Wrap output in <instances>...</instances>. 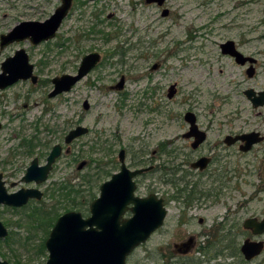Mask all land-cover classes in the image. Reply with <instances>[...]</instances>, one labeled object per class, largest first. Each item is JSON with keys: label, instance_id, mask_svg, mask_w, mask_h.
I'll return each instance as SVG.
<instances>
[{"label": "rangeland", "instance_id": "374dc122", "mask_svg": "<svg viewBox=\"0 0 264 264\" xmlns=\"http://www.w3.org/2000/svg\"><path fill=\"white\" fill-rule=\"evenodd\" d=\"M60 4L61 0H0V36L20 21L45 20ZM164 9L169 10L165 16ZM227 40L258 60L254 77L248 76V65L222 53L220 44ZM21 47L35 64L39 82L20 80L0 89V172L9 191L36 186L20 180L32 159L38 156L44 163L54 144L64 147L49 179L37 186L44 192V204L33 200L29 207L54 203L53 190L64 180L82 190L93 186L98 195L100 185L120 169L118 154L125 148L130 167L155 166L136 178L137 193H157L168 208L164 225L129 255L128 264H164L174 244L192 234L198 246L206 245L210 224L229 211L241 221L264 216V141L247 153L223 141L229 133L264 134V106L254 108L244 93L248 88L264 89V0H166L161 6L146 0H73L54 39L38 45H0V72L5 58ZM90 52L101 54L94 70L69 92L48 97L51 79L75 73ZM122 77L125 87L114 89ZM172 84L176 93L169 97ZM188 111L208 130L198 151H191L190 140L182 135L189 127L184 119ZM79 124L90 132L66 152L64 137ZM29 141L35 144L32 153H27ZM212 152L219 161L208 172L227 170V183L207 174L188 175L185 179L198 181L202 193L217 188L221 194L218 201L202 197L196 202L202 201L203 209L188 211L182 198H175L177 186L184 185L178 179L190 170L189 162ZM82 161L87 163L78 169ZM29 210L0 205V220L9 234L13 232L7 241L0 239V258L10 264H46L48 251H40L45 234L33 226ZM184 211L187 218L194 217L187 225L178 221ZM198 217L206 223L199 224ZM194 257L206 258L199 252Z\"/></svg>", "mask_w": 264, "mask_h": 264}, {"label": "water", "instance_id": "95a60500", "mask_svg": "<svg viewBox=\"0 0 264 264\" xmlns=\"http://www.w3.org/2000/svg\"><path fill=\"white\" fill-rule=\"evenodd\" d=\"M166 0H146V3H157L163 5ZM73 0H61L54 12L41 20H24L18 22L7 33L0 36L1 46L10 43L30 40L38 45L56 37L63 21L68 16L72 8ZM169 13L168 9L163 10V15ZM223 54L229 55L234 60L244 66L249 63L247 74L253 77L256 73L255 64L257 59L254 56L241 52L234 40H227L220 44ZM101 60V54L91 52L86 54L75 74L65 73L52 79L53 90L49 97L54 98L59 94L69 92L72 88L86 77L90 71L97 66ZM155 64L153 67H157ZM35 65L30 62V57L25 48L17 49L14 55L7 57L2 62V72H0V88H5L19 80L31 79L33 83L38 82V75L34 73ZM125 85V78L122 77L115 88L122 90ZM176 93V84L169 88L168 96L173 97ZM254 108L264 106V90L257 91L248 88L244 91ZM84 109L90 108V103L85 100ZM186 120L191 123L190 131L185 136H195L193 147H197L206 139V133L201 131L196 125V116L188 111ZM2 124L0 122V129ZM90 128L79 124L72 128L65 136L64 143L70 144L77 138L87 135ZM258 132L239 135L236 137L228 135L226 142L231 145L237 140L245 141L242 145L243 151H249L252 146L263 140ZM63 146L56 143L49 153L46 163L41 165L38 157H35L28 166L22 180L25 182L44 183L57 159L62 155ZM121 169L113 174L111 179L101 185V191L90 204V213L84 216L77 210L66 211L61 214L52 227L49 236L45 241L48 251L46 264H128L127 258L132 252L145 243L153 233H155L165 221L167 208L163 198L156 194L147 197L135 195L136 182L134 177L149 171L152 166L131 170L125 162V150L120 151ZM210 159L202 157L193 163L194 167L205 168ZM82 161L78 168L82 169L86 165ZM15 184L12 183L11 186ZM44 192L35 187L21 188L15 192H8L3 174L0 173V205L22 207L30 199L41 200ZM130 204L133 206L130 208ZM131 210L132 216L123 218L124 214ZM246 227L253 229L258 234L264 231V220L257 222L252 218L246 221ZM9 234L6 225L0 220V239H4ZM192 239L183 242L180 246H187L181 252H187ZM260 242L247 241L243 249L248 258L260 253ZM179 245V244H178ZM177 245V246H178ZM0 264H10L7 260L0 258Z\"/></svg>", "mask_w": 264, "mask_h": 264}, {"label": "flooded vegetation", "instance_id": "af4514ba", "mask_svg": "<svg viewBox=\"0 0 264 264\" xmlns=\"http://www.w3.org/2000/svg\"><path fill=\"white\" fill-rule=\"evenodd\" d=\"M60 6V5H59ZM58 7V6H57ZM56 7V8H57ZM55 8V9H56ZM71 10V9H70ZM54 12V11H53ZM48 18V17H47ZM28 20H34V19H28ZM24 21V20H23ZM42 21V20H41ZM44 21V20H43ZM21 22V21H20ZM64 22V21H63ZM59 31V30H58ZM58 33V32H57ZM57 35V34H56ZM55 38V37H54ZM53 38V39H54ZM52 40V39H51ZM23 41H30L29 39L28 40H23ZM49 41V40H48ZM48 41H44V42H48ZM20 42H22V41H20ZM31 42V41H30ZM15 43V42H14ZM32 43V42H31ZM43 43V42H42ZM11 44V43H10ZM33 44V43H32ZM41 44V43H40ZM0 45H1V42H0ZM9 45V44H8ZM35 45V44H34ZM7 46V45H6ZM5 47V46H4ZM4 47H2L1 46V48H4ZM22 48V47H21ZM18 49H20V48H18ZM27 51V50H26ZM16 52V51H15ZM28 52V51H27ZM91 53V52H90ZM29 54V53H28ZM14 55V54H13ZM10 56H12V55H10ZM85 56V55H84ZM83 56V57H84ZM251 56V55H250ZM9 57V56H8ZM30 57V56H29ZM82 57V58H83ZM231 57V56H230ZM7 58V57H6ZM5 58V59H6ZM81 61H82V59H81ZM101 61V60H100ZM258 61V60H257ZM30 62H31V60H30ZM32 63V62H31ZM81 63V62H80ZM100 63V62H99ZM98 63V64H99ZM257 63V62H256ZM34 64V63H33ZM97 64V65H98ZM35 65V64H34ZM80 65V64H79ZM247 65L249 66V63H247ZM245 66V65H244ZM255 67H256V64H255ZM78 68H79V66H78ZM95 68V67H94ZM78 70V69H77ZM94 70V69H93ZM2 72V71H1ZM77 72V71H76ZM75 72V73H76ZM91 72V71H90ZM34 73H35V69H34ZM75 73H71V74H75ZM36 74V73H35ZM256 74V73H255ZM37 75V74H36ZM255 76V75H254ZM253 76V77H254ZM85 78V77H84ZM53 79V78H52ZM52 79H51V82H52ZM22 80V79H21ZM27 80H29V79H27ZM31 80V79H30ZM121 80V79H120ZM20 81V80H19ZM18 82V81H17ZM31 82H32V80H31ZM38 82H39V76H38ZM38 82H36V83H34V84H37ZM16 83V82H15ZM33 83V82H32ZM14 84V83H13ZM12 84V85H13ZM52 85H53V88H54V84H53V82H52ZM117 85V84H116ZM116 85H114V86H112L114 89H117V88H115V86ZM9 86H11V85H9ZM9 86H7V87H9ZM7 87H5V88H0V89H6ZM124 87H125V85H124ZM53 88H52V90H53ZM51 90V91H52ZM264 90V89H263ZM50 91V92H51ZM259 91H262V90H259ZM49 92V93H50ZM49 93H48V97H49ZM66 93V92H65ZM63 94V93H62ZM60 95V94H59ZM51 98V97H50ZM195 116H196V114H195ZM184 119H185V121L189 124V127H188V130L186 131V132H184L182 135H183V137H185L186 139H188V140H190V148H191V151H198V150H200L201 148H202V146L204 145V143L207 141V139H208V130H204V129H202L200 126H199V124H198V119H197V116H196V125L198 126V128L201 130V131H204L205 133H206V139L202 142V143H200L197 147H193V143L195 142V140H196V138H195V136H190V137H187V136H185V134L186 133H188L189 131H190V127H191V123L190 122H188L187 120H186V116L184 115ZM2 124V123H1ZM76 127V126H75ZM2 128V127H1ZM71 130V129H70ZM69 130V131H70ZM68 131V132H69ZM251 132H258V133H260V136H262V137H264V134H262L260 131H257V130H253V131H249V132H241V133H229V134H227L225 137H224V144L226 145V146H229V147H231V146H234V145H238V148H239V150H240V152H243V153H247V152H249V151H251L252 149H253V147L256 145V144H258V143H260V142H263L264 141V138H263V140L262 141H260V142H258V143H256V144H254L253 146H252V148L249 150V151H243L242 149H241V147H242V145H245L246 143H245V141H242V140H237L235 143H233V144H231V145H229L227 142H226V137L228 136V135H230V136H233V137H236V136H239V135H243V134H248V133H251ZM66 136V135H65ZM82 137V136H81ZM80 138V137H79ZM79 138H77V139H79ZM64 139H65V137H64ZM76 139V140H77ZM75 141V140H74ZM73 141V142H74ZM72 142V143H73ZM32 141H29V145L28 146H30L29 148V151H28V149H27V153H32V151H33V149H32V147H33V145L35 146V144L33 143ZM72 143H70V144H65V145H67V149L65 150L66 152H69V146L72 144ZM55 145V144H54ZM53 145V146H54ZM63 146V145H62ZM53 148V147H52ZM52 148H51V150H52ZM122 149H124L125 150V162H126V157H127V151H126V149L125 148H121L120 149V151L122 150ZM51 150H50V152H51ZM120 151H119V154H118V159H119V162H120V169H121V161H120V157H119V155H120ZM49 152V153H50ZM63 152H64V147H63ZM63 152H62V154H63ZM162 153H164V154H166V149L164 148V149H162ZM49 155V154H48ZM48 155H47V157H48ZM62 156V155H61ZM60 156V157H61ZM36 157H38V156H36ZM47 157H46V160H47ZM59 157V158H60ZM202 157H208L209 159H210V161H209V163H208V165L205 167V168H203V169H201V168H199V167H194L193 166V163L194 162H196L198 159H200V158H202ZM35 158V157H34ZM33 158V159H34ZM58 158V159H59ZM32 159V160H33ZM38 159H39V163L41 164V165H43V164H45L46 163V161L44 162V163H41L40 162V158L38 157ZM57 159V160H58ZM182 161H184V163H187V162H189V160L188 159H185V160H182ZM217 161H219V159H218V156L217 155H215L213 152L212 153H210V155H201V156H199L197 159H195L194 161H192V162H189V164H190V166H191V168H190V170H185V173L178 179L179 181V183L180 182H184L183 184V187L182 188H180V187H178L177 185V193H178V195L175 197V198H177V199H180V198H182V203L184 204V206L185 207H187V210L188 211H190L191 209L193 210H197V209H203V205H202V201H200V204H198L196 201L197 200H200L202 197H212V200L213 201H218L219 200V198L221 197V194L219 193V190H217V188H214V190H211V191H209V192H207V193H202L201 192V190H199L198 189V186L200 185L199 184V182L198 181H194L193 183H191V181L192 180H190V179H185L188 175H190V176H200V175H205V174H207L208 176H212V179H213V181H215V182H220V184L222 183V184H226L227 183V174H228V171L227 170H223L221 173H219L217 170L216 171H210V172H208L209 171V168H210V166L213 164V163H215V162H217ZM32 162V161H31ZM31 162H30V164H31ZM57 162V161H56ZM55 162V163H56ZM29 164V165H30ZM126 164H127V162H126ZM28 165V166H29ZM132 165H134V164H132ZM136 165V164H135ZM165 165L166 164H160V167H163V169L165 170L166 168H165ZM182 165H185V164H182ZM127 166L131 169V170H136V169H140V168H146V167H150V166H152V169L151 170H149V171H146V172H143V173H141V174H139V175H137V176H135L134 177V180H135V182H136V190H135V195L136 196H140V197H147V196H149V195H151V194H153V193H149V194H147V195H139L138 193H137V190H138V185H137V181H136V178L137 177H139V176H141V175H147V174H149V173H151L152 171H154V169H155V166H153V165H149V166H140V167H136V168H132V167H130L128 164H127ZM179 166H177V168H178ZM28 168V167H27ZM27 168H26V171H27ZM53 168H54V166H53ZM53 168H52V170H53ZM79 169V168H78ZM120 169L117 171V172H119L120 171ZM221 170V169H220ZM26 171H25V173H26ZM192 171H193V173H192ZM52 172V171H51ZM51 172H50V174H51ZM117 172H115V173H117ZM240 172L241 171H238V173L240 174ZM0 173H2L3 174V180L6 182V187H7V190H8V192H11V191H9V189H8V186H7V180H6V177H5V175H4V173L3 172H0ZM25 173H24V175H25ZM115 173H113V174H115ZM163 173V172H162ZM235 173L237 174V170L235 171ZM49 174V175H50ZM113 174L111 175V177L113 176ZM164 174V173H163ZM23 175V176H24ZM22 176V177H23ZM22 177H21V181L22 182H25V181H23L22 180ZM111 177H110V179H111ZM48 179H49V177H48ZM47 179V180H48ZM46 180V181H47ZM109 180V179H108ZM45 181V182H46ZM107 181V180H106ZM44 182V183H45ZM105 182V181H104ZM103 182V183H104ZM12 183H14L15 185H16V182H11L10 183V186H11V184ZM25 183H34L36 186H33V187H35V188H39V187H37L38 185H41V184H44V183H41V184H37V183H35V182H25ZM102 183V184H103ZM191 183V184H190ZM101 184V185H102ZM14 185V186H15ZM101 185H100V187H99V194H100V191H101ZM14 186H12V187H14ZM188 186H191V188H188ZM22 188H29V187H22ZM21 189V188H20ZM40 189V188H39ZM19 190V189H18ZM17 191V190H16ZM12 192H15V191H12ZM99 194L96 196V197H98L99 196ZM154 194H156L159 198H163V200H164V205L166 206V208H167V201H166V199L164 198V197H161V196H159L157 193H154ZM43 198H44V196H43ZM42 198V199H43ZM41 199V200H42ZM33 200H37V199H30L29 200V202L26 204V205H28V204H30V202H32ZM41 200H38V201H41ZM5 206H8V205H5ZM25 206V205H24ZM24 206H22V207H24ZM133 206V204H130V208ZM8 207H10V208H12V209H14V208H22V207H13V206H8ZM232 209V207H229V210H231ZM242 209H243V207H242ZM70 211V210H69ZM78 211V210H77ZM66 212V211H65ZM81 212V211H80ZM64 213V212H63ZM62 213V214H63ZM89 213H90V207H89ZM186 211H184V214L183 215H181L180 216V218H179V223L181 224V225H187V224H189V223H191L192 222V220L194 219V217H188L187 218V216H186ZM83 215L84 216H88L89 214H87V215H85L84 213H83ZM234 215V212L233 211H229L224 217H223V219L221 220V221H215V220H213V223H211L210 225H211V228L209 229V234L211 235V238L207 241V244L206 245H199L198 246V242H197V236L196 235H194V234H192L191 236H189L186 240H183V241H180V242H176L175 244H174V248H173V252H171L169 255H165V258H166V260L164 261V264H203V262H207L208 264H264V231L263 232H261V233H258V234H256V233H254V231H253V229H251V228H248V227H246V221L248 220V219H252V218H255V219H257V222H260V221H262V220H264V216H257V215H251V216H249V217H247V218H245L243 221H241L240 220V218L239 217H237V218H234V217H232ZM132 216V212H131V210L130 209H128V211L124 214V216H123V218H129V217H131ZM167 216H168V208H167ZM167 216H166V218H167ZM166 218H165V221H166ZM165 221H164V223H165ZM198 222H199V224H201V225H203V224H205L206 223V219L204 218V217H198ZM164 225V224H163ZM162 225V226H163ZM161 226V227H162ZM7 227V226H6ZM160 227V228H161ZM8 228V227H7ZM159 228V229H160ZM9 230V229H8ZM9 235V234H8ZM7 235V236H8ZM5 239V238H4ZM189 239H192V243L190 244V247H189V249H188V251L187 252H181V250L182 249H186V247L187 246H180L183 242H187ZM247 241H250V242H260V243H262L261 244V251H260V253H258V254H256V255H254V256H252L251 258H248L247 257V254H246V252L244 251V249H243V247H244V245L246 244V242ZM179 244V245H178ZM178 245V246H177ZM195 252H199V253H202V255L204 256V257H206L205 258V260L204 259H200V258H198V257H194V253ZM175 259V262H173L172 261V259Z\"/></svg>", "mask_w": 264, "mask_h": 264}, {"label": "trees", "instance_id": "16d2710c", "mask_svg": "<svg viewBox=\"0 0 264 264\" xmlns=\"http://www.w3.org/2000/svg\"><path fill=\"white\" fill-rule=\"evenodd\" d=\"M92 187L93 186H90L88 190H82L80 185L72 182H66L64 180L54 188L53 193L54 197H57V200H55L50 206L43 207L39 204L29 207L28 204L22 208H14L15 211L30 208L28 216L33 224L36 223V225L33 226L43 229L45 234L40 246V251L42 253H45L46 250L45 240L49 236L56 220L63 212L78 210L84 214H89L90 204L97 196L96 193L93 192ZM42 202L44 204L43 200L39 201V203ZM61 210L63 211L61 212ZM12 234L13 232H10L9 235L11 236ZM10 236H7L5 240L7 241Z\"/></svg>", "mask_w": 264, "mask_h": 264}]
</instances>
